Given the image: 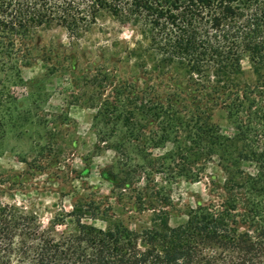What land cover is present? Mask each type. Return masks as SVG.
<instances>
[{"label": "trees", "instance_id": "trees-1", "mask_svg": "<svg viewBox=\"0 0 264 264\" xmlns=\"http://www.w3.org/2000/svg\"><path fill=\"white\" fill-rule=\"evenodd\" d=\"M101 11L139 24L155 69L182 73L194 109L201 92L207 107H222L236 123V137L221 139L210 113L203 122L194 109L180 114L173 97L153 110L140 101L138 118L126 122L140 130V119L158 117L161 134L153 144L173 135L183 144L179 154L222 148L225 195L189 207L176 225L168 203L151 200L148 222L138 230L120 220L105 228L82 222V212L94 209L80 204L74 206L76 229L59 235L42 228L33 213L0 202V264H264V146L256 149L264 135V0H0V73L27 66L26 41L39 27L55 24L77 39ZM182 101L177 104L186 109ZM247 163L255 164V173L242 170Z\"/></svg>", "mask_w": 264, "mask_h": 264}, {"label": "rangeland", "instance_id": "rangeland-1", "mask_svg": "<svg viewBox=\"0 0 264 264\" xmlns=\"http://www.w3.org/2000/svg\"><path fill=\"white\" fill-rule=\"evenodd\" d=\"M26 44L27 66L0 73L1 203L24 208L59 235L76 229L74 206L80 204L94 209L82 212V222L105 228L120 220L138 230L148 222L151 200L168 203L170 224L176 225L189 207L225 195L219 188L226 179L222 148L211 155L192 148L179 154L183 144L173 135L155 145L161 129L151 114L140 119V130L126 127L138 118L140 101L153 110L173 97L180 114L194 109L182 73L155 69L138 23L101 11L77 39L50 24ZM195 97L198 119L210 113L213 132L234 139L236 123L226 111L207 107L201 92ZM257 138L259 151L264 135ZM242 170L253 174L256 166L247 163Z\"/></svg>", "mask_w": 264, "mask_h": 264}]
</instances>
